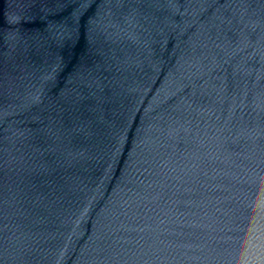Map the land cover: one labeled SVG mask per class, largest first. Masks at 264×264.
<instances>
[{
	"label": "water",
	"instance_id": "95a60500",
	"mask_svg": "<svg viewBox=\"0 0 264 264\" xmlns=\"http://www.w3.org/2000/svg\"><path fill=\"white\" fill-rule=\"evenodd\" d=\"M0 264H264V0H49Z\"/></svg>",
	"mask_w": 264,
	"mask_h": 264
}]
</instances>
